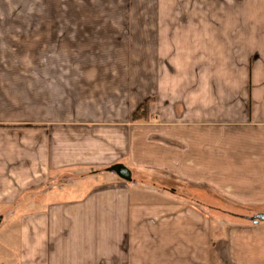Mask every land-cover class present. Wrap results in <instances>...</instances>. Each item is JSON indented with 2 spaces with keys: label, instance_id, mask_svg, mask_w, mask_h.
I'll return each mask as SVG.
<instances>
[{
  "label": "crops",
  "instance_id": "1",
  "mask_svg": "<svg viewBox=\"0 0 264 264\" xmlns=\"http://www.w3.org/2000/svg\"><path fill=\"white\" fill-rule=\"evenodd\" d=\"M247 2L0 0V264H264Z\"/></svg>",
  "mask_w": 264,
  "mask_h": 264
},
{
  "label": "rangeland",
  "instance_id": "2",
  "mask_svg": "<svg viewBox=\"0 0 264 264\" xmlns=\"http://www.w3.org/2000/svg\"><path fill=\"white\" fill-rule=\"evenodd\" d=\"M242 8H251L253 11V22L258 25H262L264 27V0H253V2H247L245 5H242ZM115 18V17H114ZM217 212L221 215H226L231 217V220H234L236 222H243V219H239L238 217H234L235 214L229 213V211L224 208L223 206H220V208H217ZM257 216V215H256ZM255 217V216H254Z\"/></svg>",
  "mask_w": 264,
  "mask_h": 264
},
{
  "label": "water",
  "instance_id": "3",
  "mask_svg": "<svg viewBox=\"0 0 264 264\" xmlns=\"http://www.w3.org/2000/svg\"><path fill=\"white\" fill-rule=\"evenodd\" d=\"M110 171L115 172L124 181H131V173L124 165H115L110 169ZM249 220L252 221L254 224H259L261 222H264V214L251 217L249 218Z\"/></svg>",
  "mask_w": 264,
  "mask_h": 264
},
{
  "label": "trees",
  "instance_id": "4",
  "mask_svg": "<svg viewBox=\"0 0 264 264\" xmlns=\"http://www.w3.org/2000/svg\"><path fill=\"white\" fill-rule=\"evenodd\" d=\"M149 118H150V114H149V100H147L133 114V121L134 122H148Z\"/></svg>",
  "mask_w": 264,
  "mask_h": 264
}]
</instances>
